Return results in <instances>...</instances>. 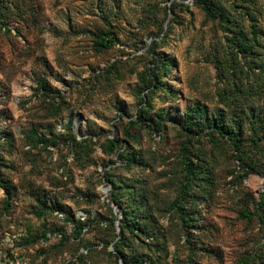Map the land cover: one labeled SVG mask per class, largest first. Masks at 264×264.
I'll list each match as a JSON object with an SVG mask.
<instances>
[{
    "label": "rangeland",
    "instance_id": "rangeland-1",
    "mask_svg": "<svg viewBox=\"0 0 264 264\" xmlns=\"http://www.w3.org/2000/svg\"><path fill=\"white\" fill-rule=\"evenodd\" d=\"M204 1L223 16H207L196 0L0 3L10 28L0 23V175L10 188L7 205L0 188V264H118L108 251L119 227L107 224L105 202L120 213L105 172L130 185L117 190L122 202L133 192L147 196L140 222L152 234L139 233L134 245L158 258L151 244L159 240L160 264H189L188 256L194 264L264 259V206L257 207L264 194V0ZM252 26L260 33L247 56L233 32L250 35ZM89 31L106 33L113 45L95 49ZM158 56L171 64L161 75L168 93L149 91ZM143 104L148 114L138 120ZM195 104L208 113L226 109L241 123L237 147L199 127L188 133L183 119ZM256 124L259 145L250 137ZM69 134L85 139L81 150ZM125 148L139 163L125 165L118 155ZM183 158L199 178L184 177ZM181 184L187 224L171 205ZM60 207L85 222L79 235L66 211L57 216Z\"/></svg>",
    "mask_w": 264,
    "mask_h": 264
},
{
    "label": "trees",
    "instance_id": "trees-1",
    "mask_svg": "<svg viewBox=\"0 0 264 264\" xmlns=\"http://www.w3.org/2000/svg\"><path fill=\"white\" fill-rule=\"evenodd\" d=\"M3 0H0V3ZM198 5L204 10L205 14L207 16H211L212 13L215 11L220 15L223 16L222 10L215 7V5L210 4L208 5L204 0H196ZM175 4H171V10L174 9ZM1 13V11H0ZM1 16V14H0ZM0 23L3 25V28L6 31H10V28L6 25L4 21L0 18ZM170 28V26H169ZM236 35L237 45L240 52L243 54H246L247 56L251 55L253 53L252 46L258 39L257 36L259 35V31L252 26V30L250 32V35L244 34L243 32L237 30L233 32ZM88 34L91 36L93 41V46L95 49H107L113 45V38L107 37L106 33L103 32H97V31H89ZM157 44V40H152V43L149 44V47L152 49L155 48V45ZM155 62V71H150L149 75V82L151 84L150 90L160 89L161 91H164V93H168L166 84L161 80V75L168 72L170 70V63L169 61H165L164 59H161L160 56L156 57L154 59ZM235 90L237 94L241 91L240 88H238L235 85ZM224 92V91H223ZM148 114V107L146 104H143L141 107L138 108V111L136 113V118L138 120H145L146 115ZM251 115L254 117L259 118L258 112L255 114L254 112H251ZM238 117V116H236ZM72 123L73 118L70 117L66 124L64 125V129L68 132H71L72 130ZM183 125L184 128L188 131L189 134H191L194 130L199 129L203 130L205 129V132L208 134L216 133L217 135H220L223 138H226L228 141H230L235 147H237L238 142V135L240 134L241 130V123L233 117L227 118L226 109L220 108L216 112H210L208 113L207 110L200 106V104H195L192 106V110L186 112V115L183 119ZM261 124L252 125V134H251V141L254 144L259 145L260 141L263 138V135L258 133L259 127ZM129 138L134 139V134H129ZM85 139H77V136L74 134H69V143L71 147L75 150L78 149L81 150L83 148V144L85 143ZM42 143H45L46 145H54L53 142H50L49 138H41ZM124 142H127L124 140ZM116 145L115 140H110L107 144V148L111 151L114 146ZM185 147H183L184 149ZM125 153L123 151L118 152L119 156H122L125 162V165L129 166L131 163H139L138 156L134 153H131L127 151V148H125ZM79 156V154H78ZM77 156V157H78ZM185 157V156H184ZM79 159L83 161H86L85 158H83L80 154ZM182 170L184 171V177L189 179L199 178L197 170L192 169L189 167V163L186 161L185 158L182 159ZM106 165V162L104 163V166ZM249 170L246 171V173L254 171V168H248ZM104 178L106 181L111 185L110 193H109V201L116 204L118 207V212L120 213V217L118 218L117 215L114 214L112 209L110 208L108 202H105L106 207L109 209L110 214L112 218L110 220H106L107 224L108 222L111 224V231L113 230L112 224L114 223V220H117V225L119 227V232L116 234H113L112 241H110V247H112L111 250L108 251V254L114 257L115 261H122V264H160L158 258L160 257L159 252H161L163 249L160 246L159 240H155L151 245L154 246V252L158 254L157 257H153L152 253H145L144 251H138L135 248L134 245V238L140 234L142 235H148L149 231H147V228H145L142 223L140 222V219L143 218L141 215L142 207L144 204L147 203V196L144 193L141 192H133L131 193V196L129 197V202L124 203L121 201L122 194H120L118 189L121 187L129 189L130 185H128L125 182H122L121 184H116L113 179H111L108 175V173H104ZM0 188L5 193V199L4 202L7 205L10 197V188L5 183L0 175ZM185 190L184 184H181L180 188L177 191L176 197L171 200V205L174 207H177L179 213V217L185 224L188 223V217L184 216L182 213V209L180 208L179 202L182 197V192ZM80 197H83V195H80ZM88 198V196H86ZM40 214L45 212L46 206L44 202H40ZM264 206V194L260 197L257 207L262 208ZM59 212L63 213L64 215V209L61 207L58 208ZM67 212L66 219L68 221H71L75 223L74 226V232L79 235L81 231L83 230V227L85 225V222H80L74 219V214L70 211ZM241 215L243 217L249 218L248 212L246 210H242ZM103 218V216L99 213L98 216L96 215V219ZM264 219V215H263ZM92 219L90 217H86V222H91ZM264 221V220H263ZM152 234V233H151ZM62 240L67 239L68 237L65 234H62ZM150 236V235H148ZM105 244H108V242H105ZM147 247H150V244L146 245ZM168 253H166L167 255ZM189 264H194L191 260V256H188ZM243 263L247 264L249 261L248 258L244 257L242 259ZM251 263L253 262L256 264H264V259L260 255H256L251 259Z\"/></svg>",
    "mask_w": 264,
    "mask_h": 264
},
{
    "label": "built area",
    "instance_id": "built-area-1",
    "mask_svg": "<svg viewBox=\"0 0 264 264\" xmlns=\"http://www.w3.org/2000/svg\"><path fill=\"white\" fill-rule=\"evenodd\" d=\"M78 214H82L81 212L79 213L78 212ZM57 216L58 217H60V218H62L63 217V213H61V212H57ZM82 216H84V215H82ZM48 234V233H47ZM13 264H20V262L18 261V260H16V261H11Z\"/></svg>",
    "mask_w": 264,
    "mask_h": 264
},
{
    "label": "water",
    "instance_id": "water-1",
    "mask_svg": "<svg viewBox=\"0 0 264 264\" xmlns=\"http://www.w3.org/2000/svg\"><path fill=\"white\" fill-rule=\"evenodd\" d=\"M111 249H112V247H111ZM118 264H122V261L120 260Z\"/></svg>",
    "mask_w": 264,
    "mask_h": 264
}]
</instances>
